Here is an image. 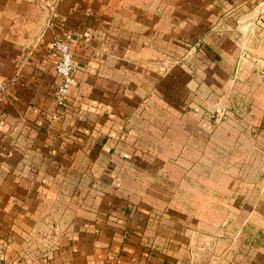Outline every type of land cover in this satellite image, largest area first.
Wrapping results in <instances>:
<instances>
[{"label":"crops","instance_id":"0c3cea01","mask_svg":"<svg viewBox=\"0 0 264 264\" xmlns=\"http://www.w3.org/2000/svg\"><path fill=\"white\" fill-rule=\"evenodd\" d=\"M250 9L262 23L264 0H0V264H264L263 239L244 233H264V185L208 231L188 190L139 174L171 140L188 154L189 116L156 108L234 70ZM71 32L78 72L61 104L52 43ZM214 183L215 212L234 186Z\"/></svg>","mask_w":264,"mask_h":264},{"label":"rangeland","instance_id":"374dc122","mask_svg":"<svg viewBox=\"0 0 264 264\" xmlns=\"http://www.w3.org/2000/svg\"><path fill=\"white\" fill-rule=\"evenodd\" d=\"M260 13L259 9L244 10L241 14L244 19L236 23L239 25L236 40L240 44L235 48L240 50V57L236 59L233 71L211 76L199 93L188 94L179 106L174 105L165 112L164 108H156L158 115L171 114L174 120L177 116H189L188 122L182 124L190 132L188 154L183 155L185 165H181L183 156L177 151L180 140H171L172 153L165 154L164 159L154 156L150 159V170L139 171L150 183H166L173 195L179 196L181 191L188 190L190 202L187 205L190 210L204 214L202 220L206 222L200 225L208 231L216 219L228 222L230 211L240 210L244 214L245 206H255L264 185V19L262 23L259 21ZM210 87L216 90H209ZM161 126L157 124L158 129ZM172 126L174 130L175 124ZM197 131L202 132V136ZM153 143L160 146L164 140ZM155 165L161 167L156 171ZM218 180L222 189L226 184L228 186V181L234 186V202L226 200L217 204L220 208L214 212L216 203L211 200V195H214L212 190H216L214 184H218L214 182ZM181 183L187 184L188 189L181 188ZM249 184L252 186L251 197L248 190L246 193L252 198V204L244 202V192ZM215 195H219L217 190ZM225 211H228L226 217ZM194 215L196 212L189 221L197 226L199 219ZM241 216L239 213L231 217L238 229ZM244 233L257 246L261 239L264 241V233L254 227ZM259 254H253L255 264L260 262Z\"/></svg>","mask_w":264,"mask_h":264},{"label":"built area","instance_id":"2783aa9c","mask_svg":"<svg viewBox=\"0 0 264 264\" xmlns=\"http://www.w3.org/2000/svg\"><path fill=\"white\" fill-rule=\"evenodd\" d=\"M73 34L63 33L56 35L52 43V50L54 54V70L58 78V84L55 90V97L57 101L63 104L75 84L78 66L73 58L71 48V38Z\"/></svg>","mask_w":264,"mask_h":264}]
</instances>
